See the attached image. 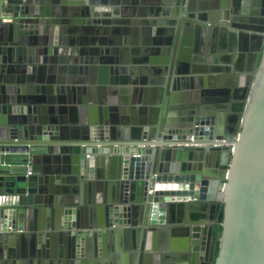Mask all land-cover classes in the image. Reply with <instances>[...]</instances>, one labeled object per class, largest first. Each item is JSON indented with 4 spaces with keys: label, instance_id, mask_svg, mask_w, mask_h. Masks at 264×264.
Listing matches in <instances>:
<instances>
[{
    "label": "water",
    "instance_id": "1",
    "mask_svg": "<svg viewBox=\"0 0 264 264\" xmlns=\"http://www.w3.org/2000/svg\"><path fill=\"white\" fill-rule=\"evenodd\" d=\"M181 1L131 0L129 8L126 0H0V256L21 240L36 258L42 244L64 235L63 257L67 248L73 258L86 256L96 250V239L110 232L117 239L134 237L135 244L120 251L127 253L126 263L147 264L158 251L149 234L182 223L175 216L196 218V211H202L203 222L186 231L188 246L181 258L189 257L190 264H264V26H257L264 20L225 12L226 7L217 12V21L204 20L189 12V0ZM162 23L171 26L177 39L169 45L175 55L166 52L167 59L174 58L171 66L162 70L168 88L176 77L224 73L198 66L203 44L197 45L196 37L192 47V31L201 33V42L211 33H259L242 32L253 40L258 62L248 76L239 75L235 86L249 90L248 99L229 108L205 103L192 113L170 116L173 100L161 112L150 104L153 86H126L108 93L119 94V100L133 93V102L111 98L103 109L105 124L92 125L89 119L77 129L66 127L61 104L66 93L48 87L38 67L50 66L53 57L66 65V57L81 56L76 46L69 48L75 34L79 40L100 34L105 39L133 30L148 41L153 36L145 31ZM163 54L152 50L150 57ZM179 64L186 71H175ZM16 72L19 84L43 87L35 94L16 89L14 81L7 83L8 74ZM131 129H139V137H127ZM192 138L207 147L166 148L168 142ZM219 141L233 142V147H212ZM79 187L103 193V199L91 206L86 198L75 197ZM212 207L223 209L217 239L216 226L205 225ZM84 211L98 212L93 223L85 221ZM5 262L0 258V264Z\"/></svg>",
    "mask_w": 264,
    "mask_h": 264
},
{
    "label": "crops",
    "instance_id": "2",
    "mask_svg": "<svg viewBox=\"0 0 264 264\" xmlns=\"http://www.w3.org/2000/svg\"><path fill=\"white\" fill-rule=\"evenodd\" d=\"M126 1H128L129 4L126 5L125 7L132 8L130 3L131 0H126ZM186 1L188 0H182L181 4H183V2L186 3ZM192 1H193L192 4L193 12L200 11L201 13H209V14L214 10L213 3H216L217 1L220 2V0H192ZM224 1L226 2L225 7L227 11L232 12V14H236L241 17L259 16L261 19L264 20V0H224ZM257 26L263 27L264 24H260ZM170 28L171 26L166 25V27L163 29L171 30ZM132 31L133 30H131L130 34L125 38L121 39L119 37V38H115L114 40L118 48H122V46L126 44L129 45V56L127 60L128 68L119 69L118 75H116V73L114 72L115 69H112L110 71L112 72V74L109 75V70L107 68H104L105 67L104 66L102 67L100 73L101 75H98V76H102V81L103 80L105 81V82L101 81L102 104L100 106H93V100H91V98L87 97L84 94L86 93V91H88L87 82L89 81V79L90 80L92 79V75H90L88 71L84 73V71H81L79 69L80 67L82 70H84L85 67L87 68L86 65L88 64H83L82 66H79V64H77L78 62L77 57L75 58L66 57L64 59L66 65L60 63L62 61V58L53 57L50 59L51 61L50 66L45 67L43 65H40L38 67L39 77L40 79L43 78L45 80V83L48 84V87L54 89H61L64 90V92L66 93L64 94V98L66 101L70 102L68 106H65L66 115H64L63 117L64 124H66V127L77 129L79 126L82 125L83 122L89 119L93 120L92 118L95 117V115H97L95 109L99 110L100 108H105L106 107L105 104L109 102L111 98L115 100L114 103L123 101L124 104H131L133 102V99L135 98L133 93L126 92L122 94L121 99L119 100V94H117L116 96L115 95L111 96V94L108 93V91L114 89L118 93V90L120 91V89L122 88H127L126 86L128 87L131 86L129 89L132 90L137 89V86H141V85H145L146 87L157 86L154 85L153 83L158 81L159 82L161 81V84L158 86L157 89L158 93L154 95V98L151 100L150 104L152 105V107L158 108L161 112L162 107L159 105L160 103H162L161 100L165 92L164 86L166 85L165 81L168 79V78H166L165 80L163 79L162 76L163 73L161 72V70L164 69L163 67H167V66L169 67L170 62L173 61L174 59L173 57H171L173 55L172 54L173 48L170 47L169 45L170 43L174 44L176 39H174V36H172V34H170L169 37L164 36L162 39L157 41V46L155 45L153 47L157 39L156 40L152 39L150 41V44L152 45H145L146 41H144L141 37H139L140 36L139 32L133 33ZM236 32L239 33V34L237 33L238 35L236 36H231L228 34L222 35L220 33H216L213 35L211 33L210 37L204 38L203 42H201L200 39V35H201L200 32L195 33L194 31H192L190 33L189 36L192 42L191 43L192 47L196 37L198 40L197 45L199 44V41L200 43L203 44V46L200 45L202 46V49L201 47L198 48V50H201L203 52L202 54L196 57L199 58L197 60H200L198 66L204 70H206L207 68L208 70H210L211 67L213 68L216 67L218 69L224 70V73L221 74L220 72L219 75H215L212 73L204 75L206 76L203 79L204 83L202 82L204 88L197 90L201 93V96L198 97L199 105L201 104L204 105L205 103H207V105L214 107H223V108L231 107L232 104L239 101L232 99L233 95H235L236 92H239L235 88V86L239 82L237 80L239 75L241 74L242 76H248L251 71L255 70V67L257 66L258 62H257V57L255 58L254 52L252 51V48L254 46L253 40L247 36L242 35V32L248 34H259V33L252 31H239V30ZM72 37L78 40L77 34L73 35ZM102 37L103 35L100 34L99 36H95L93 38L88 37L85 39L88 40L90 43H93L94 49L96 46L100 44L106 45L108 47V45L113 43L110 40L114 38L99 39ZM81 39L83 40V38ZM119 39L124 41L125 44L119 45L117 43ZM102 41H104V43H102ZM86 46L89 47L90 45H86ZM167 49L171 50L169 54L171 56L169 57V59L166 58L167 53H164L167 51ZM150 50L163 51L164 53L163 57L161 56L157 58L150 57L151 55ZM135 51H139V52L136 53ZM163 58L167 60L168 63L167 66L165 65H163V67L158 66L155 62H160L161 60H163ZM84 60L86 61L85 57L83 58V61ZM113 61H115L114 64L118 63L119 57L115 58L114 56ZM12 69L14 68L12 67ZM186 69L187 68L183 64H179L176 66L175 71L182 72V71H186ZM80 71L82 72V74H80ZM105 71H106V75L105 73H103ZM131 73L133 74L130 75ZM17 75L18 72L10 73L8 74L7 77L8 79L7 83L11 84L12 81H14L15 82L14 87L16 89L25 88L26 90H30L33 94H35V92L36 93L38 92V89L43 87L40 85V83L37 82L31 84L26 81V83L19 84L17 77L20 76ZM210 77H214L213 78L214 81L210 80ZM123 83L124 84L127 83V84L124 85ZM77 93H83L84 95H81L78 98L76 96ZM144 100H145V93H143L140 103H144L143 102ZM180 101H183V99ZM196 102H197L196 99L194 102L192 101V102H179V103H177L176 100L171 106V113H170L171 116H177L183 114L185 110L184 108L185 106L180 105L181 103L195 104ZM81 108L82 110L85 109V112H78L79 109ZM92 111H94V113ZM159 118L160 117H158V120ZM76 189H77L76 192L77 195L75 197H79L81 199L86 198L88 202H92L91 206L96 205L94 204L93 201L95 195L97 196V198H100V200L103 199V193L98 194L97 191L95 190H93V192L89 191V193H87L86 189H82L80 187ZM96 203L98 202L96 201ZM215 209L216 207L210 208V211L207 214L208 219L206 218L205 220V225H209L213 227L216 226ZM196 212H198L196 214V218L189 216L188 213L186 214V216L185 215L175 216L174 220L178 222L181 221L182 223H175L174 225L165 228V231L162 233L149 234L151 246L158 251L151 253L150 257L148 258L147 264H179L178 259L181 260L180 264H190L189 257H187L188 258L187 260H184L180 256H182V254L185 253V250L188 246L186 231L192 229V226L201 222L203 220L202 216L203 217L206 216V213L202 211H196ZM85 213H86L85 211L82 213L85 221L90 219L92 223L98 215V212L95 211L94 213H92L91 211H89L86 214ZM61 241H62L61 239L55 237L54 239L52 238L51 241L42 244V250L38 251L36 258L30 257L31 251H29V248L25 249L23 247L24 246L23 241L21 240L20 242H18L19 245H16L17 244L16 242H14V244H12L11 247L8 245V251H4L5 252L4 254L10 253L13 257V260L11 262L16 264H51V262L52 264H65L64 261H66L67 264H119V263L128 264V262L126 263V257H128L127 253L125 252L121 253L120 251H122V249L125 246H127L129 243H131L132 245L135 244V240L133 236L131 238L127 236L126 239L122 237L121 239H117V237L115 235H111L110 232L109 233L105 232V235H103V237L101 236V238L96 239L95 251L93 250L87 251L88 255L78 256L73 258L71 256L72 251H70V249L68 248H67V255L63 257L62 253L66 252V249L61 244ZM17 258H19V260ZM200 262L202 264H206L205 261H200Z\"/></svg>",
    "mask_w": 264,
    "mask_h": 264
},
{
    "label": "rangeland",
    "instance_id": "3",
    "mask_svg": "<svg viewBox=\"0 0 264 264\" xmlns=\"http://www.w3.org/2000/svg\"><path fill=\"white\" fill-rule=\"evenodd\" d=\"M65 34V33H64ZM67 36V33L64 35ZM111 38H115L116 37H111L109 34L106 36L105 39H111ZM129 38V37H127ZM130 41V39H129ZM117 44L115 43V41H113L112 44L108 45V47L106 45L100 44L98 46L94 47L93 46H84V45H76L75 49H77V54H81L78 55V62L77 64H79V66H82L83 64H88L86 65L87 68L85 67L84 70H82L80 67L79 69L81 71H84V73H86V71H88V73H90V75H92V79L87 82V86H88V91H86V93H84L87 97L91 98V100H93V106H100L102 104L101 98H102V76H98L101 75V70L102 67L107 68L109 70V75L112 74V72H110L112 69H116L119 72V69L121 68H128V56H129V45L126 44L124 46H122V48H118L116 46ZM93 47V48H91ZM83 53V54H82ZM176 52H174V48L172 50V54L175 55ZM115 56V58L119 57V61H118V65L117 66H113L114 62H113V57ZM86 58V61H83V58ZM94 57V58H93ZM158 66L163 67V65L161 64V62H155ZM175 64V63H174ZM93 65V67H92ZM102 65V66H101ZM107 65V66H106ZM90 66V67H88ZM123 66V67H122ZM171 66V65H169ZM164 69L169 68L167 67H163ZM80 71V74H82V72ZM167 71V70H166ZM106 75V71L103 72ZM130 73V72H129ZM135 73V72H133ZM133 73H131L130 75H132ZM150 75V74H149ZM104 77V76H103ZM112 77V76H111ZM102 82H105L104 80ZM166 84L168 85L167 81ZM158 89L157 86H153L152 88H149V93L151 95V98H154V95L156 94V90ZM165 92H164V96L161 100L162 103H160L159 106H161L162 108L164 107V105L166 104V106H170L171 101L173 100L174 102L177 100V103L179 102H194L195 99L198 98L197 96V91H192V92H179V91H171L168 90V86H164ZM148 93V94H149ZM83 93H77V97L79 98V96L84 95ZM194 94V95H192ZM70 96V95H67ZM183 101H180L182 100ZM185 99V100H184ZM166 101V103H164ZM62 105L64 106H68L70 104L69 101H66L65 98L63 99V101L61 102ZM88 110V109H87ZM78 112H85V109L82 110L79 109Z\"/></svg>",
    "mask_w": 264,
    "mask_h": 264
},
{
    "label": "bare ground",
    "instance_id": "4",
    "mask_svg": "<svg viewBox=\"0 0 264 264\" xmlns=\"http://www.w3.org/2000/svg\"><path fill=\"white\" fill-rule=\"evenodd\" d=\"M214 4V3H213ZM225 4H226V2L224 1V0H220V2H216L215 3V7H214V10L209 14V13H201L200 11H197L196 12V14L197 15H200L204 20H206V19H210V20H214V21H217V12L218 11H220V10H225V9H223L224 7H225ZM191 4H190V0H189V2H188V5L186 6L190 11V13H195V12H193L192 11V7L190 6ZM227 11V9L225 10V12ZM249 11V10H248ZM249 13H251V12H249ZM229 24V23H228ZM170 26V25H169ZM228 26H231V24H229ZM160 27H162V28H160ZM166 27V24H164V23H162L160 26H158V28L157 29H151V30H146L145 31V33L146 34H148V36H150V35H152L153 37H147L148 39H150V38H153L154 40H156V43H154V45H153V47L156 45L157 46V41L158 40H160V39H162L164 36H166V37H169L170 36V34H171V30H166V29H163V28H165ZM130 32H131V30H123V32H121V31H119V33L117 34V36H118V38H119V35H120V38L121 39H123V38H125L126 36H128L129 34H130ZM133 33L135 32H139V34L141 33V31H132ZM162 35V36H161ZM121 39H119L118 40V44L119 45H123V44H125V42L124 41H122ZM95 40V39H94ZM99 40V39H98ZM111 42H113L114 41V39H111L110 40ZM150 41H151V39L150 40H146V43H145V45H152V44H150ZM176 41H177V39H176ZM92 42H94V41H92ZM100 42V41H99ZM102 43H104V41H102ZM76 44H79V45H84V46H86V45H90V46H93V43H90L88 40H86V39H83V40H76V38H74V37H72L70 40H69V45H70V47L69 48H72L73 46H76ZM174 44H175V42H174ZM68 48V49H69ZM152 50H150V52H151ZM68 52H70L69 50H68ZM136 53L137 52H139V51H135ZM167 52V51H166ZM166 52H164V53H166ZM198 61H200V60H198ZM113 62H115V61H113ZM161 62V64L162 65H165V66H167V60L166 59H164L163 58V60H161L160 61ZM118 63H116V64H114L115 66L117 65ZM162 70H164V69H162ZM162 70H161V72H162ZM115 73H116V75H118L119 74V72L115 69V71H114ZM113 72V73H114ZM214 77H210V80H212V81H214V79H213ZM204 77H201V78H194V79H191V78H186V77H182V76H180V77H176V79H174V81H175V83L171 86V83H170V87H171V90H175V91H180V92H192V91H195V90H198V89H201L200 88V86H203L202 87V89L204 88V85H203V83H204ZM81 81V80H80ZM203 82V83H202ZM124 84V83H123ZM127 83H125L124 85H126ZM154 85H157V86H159L160 84H161V81L159 82H154L153 83ZM123 85V86H124ZM170 87H169V89H170ZM189 88V89H188ZM197 88V89H196ZM161 92V91H160ZM159 92V93H160ZM126 93V92H125ZM128 93V92H127ZM156 93H158V90H156ZM248 94H249V90H245V91H239V92H236V94L235 95H233V98L232 99H234V100H239V101H244V100H247L248 99ZM192 95H194V94H192ZM197 96L199 97V96H201V93L198 91V93H197ZM196 103L195 104H183V103H181L180 105H182V106H185L184 108H185V110H184V112L183 113H192V112H194V108H196L195 106H197V105H199L198 103H199V100H198V98L196 99ZM81 102V101H80ZM155 104V103H154ZM103 109L104 108H100L99 110L98 109H95V112H96V114L97 115H95V117H93V121H91L92 122V125H94V124H102V123H104L105 122V120H104V115H103ZM171 109H170V111H169V115L171 116ZM105 124V123H104ZM103 124V125H104ZM127 132V137H133V138H137V137H139V135H140V130L139 129H131V130H128V131H126ZM171 142H175V141H171ZM100 200V198H97V196L95 195L94 196V202H96V201H99ZM199 209V208H198ZM75 222V218H73V221H72V223H71V225H73V223ZM62 239L64 240V239H66V236L64 235L63 237H62ZM61 239V240H62ZM3 256V257H2ZM2 256H0V258H2L3 260H6V262H7V264H14V263H12L11 261L13 260V257H12V255L10 254V253H7V254H4V255H2ZM6 262H5V264H6ZM64 263L65 264H67L66 263V261H64Z\"/></svg>",
    "mask_w": 264,
    "mask_h": 264
},
{
    "label": "built area",
    "instance_id": "5",
    "mask_svg": "<svg viewBox=\"0 0 264 264\" xmlns=\"http://www.w3.org/2000/svg\"><path fill=\"white\" fill-rule=\"evenodd\" d=\"M167 149H186V148H205L207 147L205 144L203 143H196L194 141V138H192L191 141H183V142H168L167 143ZM212 147H228V148H232L233 147V142L230 141H219V142H215V144ZM31 175V174H29Z\"/></svg>",
    "mask_w": 264,
    "mask_h": 264
},
{
    "label": "trees",
    "instance_id": "6",
    "mask_svg": "<svg viewBox=\"0 0 264 264\" xmlns=\"http://www.w3.org/2000/svg\"><path fill=\"white\" fill-rule=\"evenodd\" d=\"M215 217H217V223H216V228L213 237L217 239V233L219 230V226L222 223L223 220V209L222 208H216L215 209Z\"/></svg>",
    "mask_w": 264,
    "mask_h": 264
},
{
    "label": "flooded vegetation",
    "instance_id": "7",
    "mask_svg": "<svg viewBox=\"0 0 264 264\" xmlns=\"http://www.w3.org/2000/svg\"><path fill=\"white\" fill-rule=\"evenodd\" d=\"M190 6L192 7V4H193V1L192 0H190ZM213 7H215V3L213 4ZM186 34L188 35L189 34V30H187V32H186ZM217 208V207H216Z\"/></svg>",
    "mask_w": 264,
    "mask_h": 264
}]
</instances>
